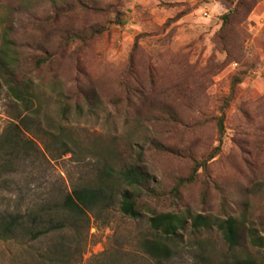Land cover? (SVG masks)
Returning a JSON list of instances; mask_svg holds the SVG:
<instances>
[{"label":"rangeland","instance_id":"374dc122","mask_svg":"<svg viewBox=\"0 0 264 264\" xmlns=\"http://www.w3.org/2000/svg\"><path fill=\"white\" fill-rule=\"evenodd\" d=\"M6 40L39 116L3 150L0 211L49 214L105 165H136L146 179L138 219L113 205L0 242V264H156L140 243L165 212L187 225L163 264H264L245 232L229 250L217 231L190 228L196 214L233 216L264 237V0H0V48ZM24 115L0 82V141Z\"/></svg>","mask_w":264,"mask_h":264},{"label":"trees","instance_id":"16d2710c","mask_svg":"<svg viewBox=\"0 0 264 264\" xmlns=\"http://www.w3.org/2000/svg\"><path fill=\"white\" fill-rule=\"evenodd\" d=\"M230 14L231 12L223 15L224 25L228 22ZM44 62L45 59H40L36 61V64L39 66ZM18 64L19 56L14 51L10 53L8 40H6L0 48V82L6 87L7 95L22 107L25 115L16 117L18 123L12 125L11 136L0 141V178L6 176L8 168V161L3 150L5 147L17 146L18 133L28 131L39 116V107L36 105L32 91V82L18 76ZM240 81L241 78L236 77L232 88ZM217 128L219 135H222L223 114L217 121ZM219 149L220 145L215 150L219 151ZM205 163L203 161L194 166L190 180L196 177L198 168L204 166ZM145 179V174L136 165L120 170L105 165L91 179L73 187L49 214L47 209L44 211L42 209L30 210L25 213L0 211V242L34 241L51 232L63 229L66 221H82L89 214H99L113 205H117L118 211L123 216L136 220L140 217L137 192L143 188ZM148 224L152 236L143 238L140 248L156 264H163L173 257L176 241L186 228V219L177 212L157 213L149 217ZM190 228L193 232L217 231L229 250H234L240 245L245 232L251 246L262 250L264 254V237L255 227H246L243 218L233 216L219 218L196 214L190 220ZM219 264H260V262L254 257L245 256L224 259Z\"/></svg>","mask_w":264,"mask_h":264}]
</instances>
